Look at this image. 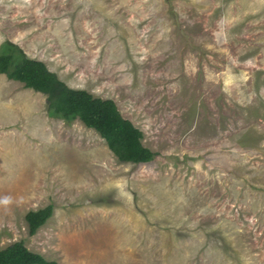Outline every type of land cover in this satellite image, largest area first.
<instances>
[{
  "label": "rangeland",
  "instance_id": "374dc122",
  "mask_svg": "<svg viewBox=\"0 0 264 264\" xmlns=\"http://www.w3.org/2000/svg\"><path fill=\"white\" fill-rule=\"evenodd\" d=\"M8 42L113 100L158 156L120 162L0 73L1 249L25 241L59 264H264V0H0V54ZM51 204L30 236L26 215Z\"/></svg>",
  "mask_w": 264,
  "mask_h": 264
},
{
  "label": "trees",
  "instance_id": "16d2710c",
  "mask_svg": "<svg viewBox=\"0 0 264 264\" xmlns=\"http://www.w3.org/2000/svg\"><path fill=\"white\" fill-rule=\"evenodd\" d=\"M13 47L19 49L8 42L6 49L0 54V73L24 83L27 88L47 95L51 117L67 121L80 119L87 128L100 134L122 163L146 164L158 156V153L144 146L143 132L122 116L113 100L97 98L86 90L68 87L43 62L28 58L21 49L18 50V57L10 51ZM53 214V204L30 211L26 215L29 235H36ZM0 264L59 263L31 251L25 241H19L7 248H0Z\"/></svg>",
  "mask_w": 264,
  "mask_h": 264
}]
</instances>
